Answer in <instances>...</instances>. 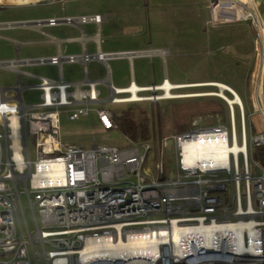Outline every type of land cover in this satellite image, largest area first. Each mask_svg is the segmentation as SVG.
<instances>
[{"label": "built area", "instance_id": "1", "mask_svg": "<svg viewBox=\"0 0 264 264\" xmlns=\"http://www.w3.org/2000/svg\"><path fill=\"white\" fill-rule=\"evenodd\" d=\"M201 4L207 10L205 26L248 21L259 38L249 0H202ZM62 21L97 24L101 16L66 17ZM58 22L61 20L49 18L33 23ZM138 52L16 55L0 61V67L16 74L13 85H0V264H264V168L252 159L259 171L253 174L249 164L251 149L264 146V128L257 130L253 121L259 115L264 126V85L258 82V62L252 80L257 88L254 109L245 114L241 102L231 105L221 97L228 109V126L193 120L189 129L173 135L175 177L169 178L164 177L161 162L155 165L156 178L143 172L151 148L148 140H129L122 147L93 144L89 148L61 140L60 114L75 120L87 115L91 105H99L94 111L102 129H117L114 113L101 105L106 101L122 103L118 100L128 93L107 80L108 95L99 99L98 80L85 76L71 82L61 75L52 78L27 69L78 61L86 72V64L92 59L105 62ZM216 137L229 147L237 143L240 150L236 154L229 150L221 164L195 161L185 153L184 143ZM158 147L160 151L157 141ZM222 174L226 176H219ZM239 222L251 225L252 235L244 229L240 238L243 245L254 242L259 246L258 257L237 251L240 238L230 233L217 242L213 237L211 249L202 243L192 244L190 237L179 244L168 239L157 241L156 250L142 253L128 254L121 248L116 254L110 248L160 227L172 231L174 226ZM97 244L110 247L94 249ZM178 246L181 252L177 253L174 248ZM196 251L202 253L196 255Z\"/></svg>", "mask_w": 264, "mask_h": 264}, {"label": "crops", "instance_id": "2", "mask_svg": "<svg viewBox=\"0 0 264 264\" xmlns=\"http://www.w3.org/2000/svg\"><path fill=\"white\" fill-rule=\"evenodd\" d=\"M249 1L258 24L259 38L248 21L205 26L207 10L202 6V0H0V40L9 42L15 56L19 57L22 49L27 52L30 46L35 45L49 47L44 56L77 55L83 51L95 53L97 50L139 51L120 58H109L105 62L92 59L86 64V72L78 61L62 62L60 66L52 65L56 66L55 76L44 75L52 78L61 75L64 80L71 82L80 81L87 76L100 82L97 86L99 95L103 86L108 91L105 84L107 80L117 88H125L131 84L139 88L153 87L161 85L165 80L175 85L184 83L186 86L189 85V88L198 84L220 82L238 94L236 92L238 82L236 84L216 80L181 82L171 80L168 69L163 72L161 68L160 71L154 69L155 58L161 63V59L166 61L168 56L171 67L176 64L175 54L157 47L156 44L163 36H167L163 40L167 39L173 45L177 30L170 25L174 27L177 23H183L186 25L185 31L188 36L199 33L200 40H203L201 47L204 46L206 49L210 45L211 51L223 46L231 47V54L228 55L230 59L219 55L212 58L211 62L215 63L218 70H223L224 65L218 64L229 61L232 65L231 71L241 73L245 83L243 88L254 104L257 88L252 80L258 67L260 71L258 82L264 85V0ZM177 8H181L180 11H176ZM89 15H100L101 21L97 24L62 21L66 17ZM49 18H57L61 22L55 25L43 23L40 26L33 23ZM55 29L58 32L51 33V30ZM121 47H125L126 50H118ZM188 54L193 56L198 52L189 51ZM147 56L153 65L148 75L145 73L144 63ZM206 63L207 60H204V64ZM64 64H68L71 71L68 77L64 74ZM186 86L177 89H185ZM171 91H176V88H172ZM198 91L189 90L186 93ZM253 121L257 130L264 128L258 116H255ZM200 123L204 124L201 119Z\"/></svg>", "mask_w": 264, "mask_h": 264}, {"label": "rangeland", "instance_id": "3", "mask_svg": "<svg viewBox=\"0 0 264 264\" xmlns=\"http://www.w3.org/2000/svg\"><path fill=\"white\" fill-rule=\"evenodd\" d=\"M181 8H177L176 11H180ZM162 27V26H161ZM170 27L175 28L176 37L173 45L168 42L167 36H163L159 42L156 44L159 48H164L166 51L169 50L170 53H174L175 65L171 67L168 56H166V61L161 59V63L155 58L153 61L154 69L163 71L168 69V73L171 80L181 81V82H197V81H224L237 83L238 88L236 92L238 93L242 105L244 107V112L247 114L249 111L254 109V104L250 99L249 94H246V89L243 88L245 83L242 80L241 73L232 72V65L228 61L223 64V70L216 67L214 62H211L212 58H216L219 55H224V57L230 59L228 55L231 54V47L223 46L220 49H213L209 45L205 49L204 46H200L201 42L203 45V40H200V36L193 34L188 36L186 33V25L183 23H177L170 25ZM173 32V29L171 30ZM58 31L51 30V33L55 34ZM162 32V31H161ZM188 38H192L191 40ZM48 48L45 45H35L30 46L27 52L20 51V57H38L44 56L48 52ZM118 50H126L125 47H121ZM12 45L4 40H0V61L13 59L15 54L13 52ZM116 51V50H115ZM189 51L197 55L188 54ZM171 59V57H170ZM202 60V61H201ZM204 60L207 63L204 64ZM112 61V60H110ZM145 63V73L148 75L153 69V65L149 62V57L144 59ZM149 62V63H147ZM202 62V64H201ZM111 65V62H109ZM27 69L37 75H56V66L42 64L29 66ZM63 70L65 77L71 72L68 64L63 65ZM106 70V69H104ZM123 75V73H122ZM25 81V79H22ZM16 81V74L14 71L6 68L0 67V85L1 86H11ZM30 82H35L34 78H30ZM103 86V85H102ZM189 90H199L198 92L208 93L216 92L218 89L215 86L206 85H194L189 88V85L185 89H176L177 93L189 92ZM157 91V92H155ZM161 93V90H151L141 92L140 95L143 96H153L154 94ZM224 94L228 97H232V94H228L224 91ZM108 95V91L104 88L101 89L99 99H105ZM104 109H108L114 113V116H119L122 112L128 111L134 115L136 120H141L145 118L147 120L149 128V138L147 139L150 143V150L148 151L145 161L142 165L143 172L149 177H157V171L155 168L156 163L161 162L163 168V174L165 178L175 177V161L176 154L174 149V142L172 136L185 131L191 127V122L193 120H202L204 124H213L217 122L226 123L228 126V109L225 101L218 95H197L191 97H175L166 99H144L139 101H128L122 103H111L106 101L101 105ZM99 105H91L90 111L87 115L80 116L75 120H68L64 114H60L59 130L61 140L67 144H74L84 148H89L93 144H106L114 145L117 147L127 146L129 144V139L126 137L118 128L104 130L99 125L94 111ZM234 121L236 129L238 130V111L237 107L234 106ZM247 127V136L249 137V125L248 118L245 120ZM201 124V123H200ZM157 141L160 144L157 148ZM31 143L29 139V149L30 157L33 159L34 154L31 151ZM252 158H249V164L252 169L253 174H257L258 169L252 165ZM219 176H226L222 174ZM29 219V215L27 214Z\"/></svg>", "mask_w": 264, "mask_h": 264}, {"label": "bare ground", "instance_id": "4", "mask_svg": "<svg viewBox=\"0 0 264 264\" xmlns=\"http://www.w3.org/2000/svg\"><path fill=\"white\" fill-rule=\"evenodd\" d=\"M198 84V83H196ZM199 85V84H198ZM202 85V84H201ZM199 85V86H201ZM206 85V84H203ZM209 85H213L217 87L216 92H208V93H201V92H191V93H177L172 92V88H179L184 87L186 85L180 84L175 85L167 80H165L161 85H157L155 87H144L139 88L135 84H131L128 87L121 88L119 91L128 93L125 96H121L118 101L121 102H128V101H139L144 99H166V98H175V97H188V96H197V95H218L220 97H225L228 102L231 103H237L241 102L240 98L238 97V94H236L231 88L226 86L223 83L220 82H212L209 83ZM161 90V93L154 94L153 96H143L138 94L137 90ZM224 90H228L234 93L233 97H227L224 92ZM157 92V91H155ZM257 92V91H256ZM232 105V104H231ZM259 118V115H257ZM184 149L185 153L187 155H191V159L195 161H207L212 160L214 163H225L227 160V152L229 150H232L235 154L238 150H240V145L237 143H234L232 147L226 146L224 142H222L220 139L213 138V139H200L188 143H184ZM243 149V148H242ZM251 225L249 223L245 222H239L236 225H216V224H209V225H193L191 227H177L174 226L173 230H167L166 228L160 227L156 228L155 231H151L150 233L145 232V234L136 236V237H130L127 239L126 242H118L116 244H113L111 248L112 252L115 251L116 254L120 253V249L122 248L125 252H132V251H139L143 252L146 250H156V242H166L167 239L170 243L173 244H179L181 240H183L185 237H190L194 239L192 244L202 243L205 245V248L211 249L213 246V237L216 238L214 240L217 242V239L225 236L227 234H237V236L240 238L242 231L246 229L249 232V235H252ZM219 236V237H217ZM252 237V236H250ZM200 241V242H199ZM98 247H105L102 246V244H97L94 249ZM106 246L105 248H109ZM237 251L240 253H251V256L258 257V245L254 244V242H251L249 246L243 245L241 238L237 240ZM181 247L178 246L175 249V252H181ZM202 252L196 251V255L201 254ZM247 255V254H246Z\"/></svg>", "mask_w": 264, "mask_h": 264}, {"label": "trees", "instance_id": "5", "mask_svg": "<svg viewBox=\"0 0 264 264\" xmlns=\"http://www.w3.org/2000/svg\"><path fill=\"white\" fill-rule=\"evenodd\" d=\"M115 121L117 123V128L128 137L129 140L143 142L147 141L149 138V128L145 118L136 120L134 115L125 111L119 116H115ZM251 158L264 168V146L252 148Z\"/></svg>", "mask_w": 264, "mask_h": 264}, {"label": "water", "instance_id": "6", "mask_svg": "<svg viewBox=\"0 0 264 264\" xmlns=\"http://www.w3.org/2000/svg\"><path fill=\"white\" fill-rule=\"evenodd\" d=\"M7 24V23H6Z\"/></svg>", "mask_w": 264, "mask_h": 264}]
</instances>
